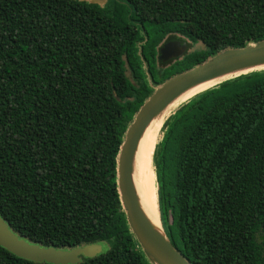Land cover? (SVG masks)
Masks as SVG:
<instances>
[{
  "label": "trees",
  "instance_id": "16d2710c",
  "mask_svg": "<svg viewBox=\"0 0 264 264\" xmlns=\"http://www.w3.org/2000/svg\"><path fill=\"white\" fill-rule=\"evenodd\" d=\"M171 39L201 48L162 64ZM262 40L264 0H0V218L41 247L110 245L75 264H150L116 187L125 132L154 87ZM152 163L190 264H264V70L174 110ZM0 264L46 263L0 245Z\"/></svg>",
  "mask_w": 264,
  "mask_h": 264
},
{
  "label": "water",
  "instance_id": "95a60500",
  "mask_svg": "<svg viewBox=\"0 0 264 264\" xmlns=\"http://www.w3.org/2000/svg\"><path fill=\"white\" fill-rule=\"evenodd\" d=\"M78 1L99 6H103L107 2V0ZM186 52V43L181 44L178 41L166 42L159 47L157 60L162 64H166L183 57ZM263 70L264 40L242 48H227L195 67L176 74L154 87L153 93L143 103L128 126L116 160V187L121 210L125 215L128 228L150 264L190 263L167 239L161 223V231L158 232L145 217L138 203L132 183V164L143 132L153 119L162 116L167 110L170 115L179 106L188 102L191 98L178 107L172 106L182 94L191 88L212 80L218 81L216 86L212 87L215 88L231 78ZM223 77L226 79L222 80ZM0 245L16 256L28 260L36 257L42 258L41 256L47 254V251L41 249V246L19 239L18 236L9 230L1 218ZM96 254V245L74 248L71 251L63 252L64 258L76 255L91 258L96 256Z\"/></svg>",
  "mask_w": 264,
  "mask_h": 264
},
{
  "label": "bare ground",
  "instance_id": "6f19581e",
  "mask_svg": "<svg viewBox=\"0 0 264 264\" xmlns=\"http://www.w3.org/2000/svg\"><path fill=\"white\" fill-rule=\"evenodd\" d=\"M224 79L226 78L223 77L222 80ZM216 82L218 81L212 80L191 88L182 94L172 106L178 107L197 93L216 86ZM168 116L169 114L166 116H159L150 122L139 140L132 164V183L138 203L145 217L158 232L161 231V226L157 206V189L152 158L155 145L160 138L161 128Z\"/></svg>",
  "mask_w": 264,
  "mask_h": 264
},
{
  "label": "rangeland",
  "instance_id": "374dc122",
  "mask_svg": "<svg viewBox=\"0 0 264 264\" xmlns=\"http://www.w3.org/2000/svg\"><path fill=\"white\" fill-rule=\"evenodd\" d=\"M189 43V42H188ZM201 48L200 44H194L192 45L191 50H197ZM166 113V114H165ZM162 116H166L169 111L167 110ZM96 245V255H100L105 253L109 249V244L106 242L94 244ZM41 249H44L47 251V254L45 256H41L42 258H34L31 261L37 262V263H46V264H74L79 262L82 258H85L84 256H73V257H66L63 255L64 251H71L73 249H56L53 247H41Z\"/></svg>",
  "mask_w": 264,
  "mask_h": 264
},
{
  "label": "flooded vegetation",
  "instance_id": "af4514ba",
  "mask_svg": "<svg viewBox=\"0 0 264 264\" xmlns=\"http://www.w3.org/2000/svg\"><path fill=\"white\" fill-rule=\"evenodd\" d=\"M172 41H178V42H180L181 44H183V43H186V42H183L182 40H177V39H171V40H168V41H166V42H172ZM166 42H164V43H166ZM163 43V44H164ZM162 44V45H163ZM186 45H187V52L186 53H188V51L191 49V46L188 44V43H186ZM185 53V54H186ZM171 62V61H170ZM169 63V62H168Z\"/></svg>",
  "mask_w": 264,
  "mask_h": 264
}]
</instances>
